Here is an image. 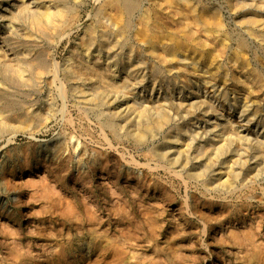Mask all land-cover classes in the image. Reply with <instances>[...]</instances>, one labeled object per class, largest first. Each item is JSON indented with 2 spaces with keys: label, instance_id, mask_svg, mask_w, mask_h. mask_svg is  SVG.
<instances>
[{
  "label": "rangeland",
  "instance_id": "rangeland-1",
  "mask_svg": "<svg viewBox=\"0 0 264 264\" xmlns=\"http://www.w3.org/2000/svg\"><path fill=\"white\" fill-rule=\"evenodd\" d=\"M59 1L0 0V264H264V177L217 179L212 152L264 137L263 30L242 20L264 0H137L120 50L97 31L114 0ZM185 23L197 47L148 53Z\"/></svg>",
  "mask_w": 264,
  "mask_h": 264
},
{
  "label": "bare ground",
  "instance_id": "bare-ground-1",
  "mask_svg": "<svg viewBox=\"0 0 264 264\" xmlns=\"http://www.w3.org/2000/svg\"><path fill=\"white\" fill-rule=\"evenodd\" d=\"M136 1L137 0H114V1L111 2L113 4V6H114L115 14H114V16H110V18H108V19L110 21V24H116V26L113 27V29H112L113 37H111V38L109 37L108 31H107L109 23L107 24L106 21H108V20H106V19L103 20L102 19L103 14L99 13L100 17L98 19V26H97L98 36L101 39V43L105 44L107 48L111 49V48L115 47V49H119V50L123 49L122 43H120V42L125 41V35H126L125 32L127 30H129V27H130V25L132 23L131 15L133 14L135 8L137 7V2ZM161 1L164 2L165 5H169L170 6L171 2L179 3V2H182V1L184 2V1H189V0H161ZM59 2H61V0ZM57 4L58 3H56L55 5H57ZM160 5H162L161 2H160ZM65 6L62 3H60V5L58 4V7H56L55 9H52L55 12L54 11L53 12L50 11V12L54 13L55 16L57 15V18L61 17V16H63V14H68V12H70L68 10V7H65ZM179 9L180 8L175 9V7H174V10H175L174 12L178 15V17L182 15V13L180 12L181 10H179ZM190 11L192 12V14H190V15L193 16L194 22L196 24H198L199 27H201L202 30L207 31V32L210 31V29L212 27H210L208 25L206 15H203L201 13L199 14V13L195 12L193 5L191 6V10ZM190 11H188V12H190ZM48 14H51V13L48 12ZM173 15H175V14H173ZM185 15L187 16L188 14H185ZM55 16H54V18H55ZM242 20L244 21V24L246 25V27H255V29L263 30V32H260L259 36H260L261 41L264 43V9L263 8L260 9L259 13H257V14L243 12ZM145 22H144V25H145ZM139 23H143L142 22V18H140V22ZM185 24L186 25L184 27L185 28L184 29L185 30V32H184V34H185L184 41L179 40V38L176 37V35H172V33H170L171 34L170 36H168V37L166 36L167 37L166 41H163V42H160V43H156L154 41V39H153V36L148 35L146 33V35H144V37L146 39V41H145L146 42V50L148 51V53H150L157 60H159L160 63L162 62L161 64H163V63H165V62L167 63V61H169V60H167L168 58L171 59V58H174L175 56L178 55V52H176V50H178V49L182 50L188 44H191V45L196 44V47H197V44L201 43L200 40H199L198 35L196 34V32L194 30L190 29L189 27H186L187 23H185ZM144 28H145V26H144ZM93 40H94V34H93V28H91V30L89 31V33L86 35V37L84 39V44L83 45L85 46V49L91 48V46L93 45ZM1 45L2 46H0V52L5 51L3 53L6 54L10 48L7 46V44H1ZM129 48H130V46L128 47V49ZM115 49H112V50H115ZM85 52H86V50H85ZM180 52H182V51H180ZM130 54H131V52L129 51L128 52V58H130L129 57ZM171 61H169V62H171ZM239 62H241V60H239ZM178 63H180V62H178ZM90 65L93 66L92 64H90ZM168 65H170V64H168ZM91 66H89V67H91ZM84 67H82V69ZM94 68L97 69V67H94ZM94 68H93V70H94ZM87 69H85V70H87ZM93 70L91 69V71H93ZM97 71H99V70L98 69L96 70V74L98 73ZM81 72H84V71L82 70ZM129 72H131V71H128L127 73H129ZM107 73L112 74L110 71L107 72ZM109 76H111V75H109ZM109 76L107 75V80H108L107 82H110L109 79H108ZM102 78L103 77L101 75V79ZM103 81H105V80H103ZM105 84L108 85V83H105ZM78 90H79V93L82 92V91H80V89H78ZM86 100H88V101H85V102L88 103L89 101H92V98H86ZM110 119H111L110 117H107L104 120L103 123H105L107 126H109L111 128L112 124L114 126V123L111 124ZM165 119L166 118L163 116L162 120H160L159 123L161 124L162 121H165ZM242 120H243V118H242ZM244 122L249 123V120H246ZM110 124H111V126H110ZM141 131H140V134H139V132L137 133V135L139 134L140 137H142V135H144L146 133V130H141ZM235 136H233V137H235ZM238 137H239V138H237L238 140H241L243 142L245 141L246 143H250V142L253 143V145L255 147L252 150V153L249 154V152L247 153L246 151H243L244 149L243 150H237L236 153H235V157L232 158V159H231V157H229V159H227V162L224 163L225 161H223V159L230 153L229 152V147H225L224 144H222V142L217 141V142H219V144L215 145L214 146V151H212V152L215 153V156H217V161L215 162V168L213 167V169L216 170V172L214 174L218 175L216 178L220 179L223 175L226 176V177H230L231 176V177H234V178H237V177L241 176V178L243 179L244 182L247 180L246 179L247 177L249 178L248 181L256 179L257 176H258L257 173H254V174H251V175H247L248 169H255L257 171L259 170L260 172L258 174H260L261 176L264 177V153H261V155L258 153V149H261V147L264 146V137L263 136H259L257 133L254 134V136L253 135L251 136V135H248V134H246V135L243 134V135H239ZM229 140H230V138H229ZM240 144H242V143L240 142ZM252 148H253V146H252ZM161 154L165 155V153H161ZM174 161H176V160H174ZM242 169H244V170L246 169L247 172L246 171H242ZM39 185L40 186L42 185V187L40 189H42V190L46 189L48 191H51V190H49L47 188V186L44 183H41V184L38 183V185L35 186V187L39 188ZM57 208H58L57 205L52 207L53 210L57 209ZM99 245H102V244L100 243V244H98V246ZM98 246H97V248H98Z\"/></svg>",
  "mask_w": 264,
  "mask_h": 264
}]
</instances>
